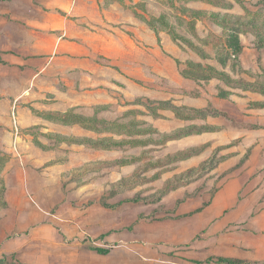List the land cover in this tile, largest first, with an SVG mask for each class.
<instances>
[{
	"label": "rangeland",
	"instance_id": "1",
	"mask_svg": "<svg viewBox=\"0 0 264 264\" xmlns=\"http://www.w3.org/2000/svg\"><path fill=\"white\" fill-rule=\"evenodd\" d=\"M114 1L130 44L111 41L96 70L43 74L49 121L19 135L9 167L0 152V256L23 235L31 257L62 243L73 256L105 230H197L203 261L222 263L229 233L264 264V0Z\"/></svg>",
	"mask_w": 264,
	"mask_h": 264
},
{
	"label": "crops",
	"instance_id": "2",
	"mask_svg": "<svg viewBox=\"0 0 264 264\" xmlns=\"http://www.w3.org/2000/svg\"><path fill=\"white\" fill-rule=\"evenodd\" d=\"M135 2L132 0L131 4ZM121 6L114 0H0V152L9 157L4 168L14 160L13 151L21 152L19 135L31 126L49 121L44 116L49 113V103L42 101V89L49 88V84L43 81V74L51 70L58 77L66 71L82 74L96 70L99 55L105 62L114 53L108 46L111 41L116 39L121 47L130 44L132 38L126 25L135 20ZM134 45L131 47L138 50ZM121 47L117 48L119 55L128 56L129 51ZM36 88L41 92L36 93ZM1 175L4 184L9 183L10 175ZM15 189L7 187L10 194ZM238 206L237 203L236 209ZM233 220H225L223 226L235 227L231 226ZM42 225L41 220L36 226ZM140 228L137 227V233L144 231ZM31 231L29 228L30 235ZM126 232L101 231L96 235L99 241L88 246L78 244V254L73 256L64 250L70 246L62 243V253L40 251L31 257L26 252L30 242L23 235L21 245L4 254H17L20 264H204L203 259L209 254L207 240L201 236L196 239L197 230L185 235L176 230L177 234L169 240L148 233L134 238ZM221 237L217 255L245 258L236 255V237L229 233ZM11 244L6 246L8 250ZM59 245L60 242L55 248L60 249ZM97 248L107 252L102 254Z\"/></svg>",
	"mask_w": 264,
	"mask_h": 264
},
{
	"label": "trees",
	"instance_id": "3",
	"mask_svg": "<svg viewBox=\"0 0 264 264\" xmlns=\"http://www.w3.org/2000/svg\"><path fill=\"white\" fill-rule=\"evenodd\" d=\"M198 113V112H197ZM200 115H207L206 113H198ZM218 112H214L212 113V115H217ZM187 134H189V132H187ZM98 252L102 253V254H105L107 251L105 249H101V248H97L96 249ZM16 254L12 253V254H4V255H1L0 256V264H17V261H16ZM15 257V258H14ZM219 262H224L225 264H249L247 262H245L244 260H241V259H231V258H219L218 259ZM211 261H205V263H209Z\"/></svg>",
	"mask_w": 264,
	"mask_h": 264
},
{
	"label": "built area",
	"instance_id": "4",
	"mask_svg": "<svg viewBox=\"0 0 264 264\" xmlns=\"http://www.w3.org/2000/svg\"><path fill=\"white\" fill-rule=\"evenodd\" d=\"M204 264H220V263L211 261L209 263H204Z\"/></svg>",
	"mask_w": 264,
	"mask_h": 264
}]
</instances>
